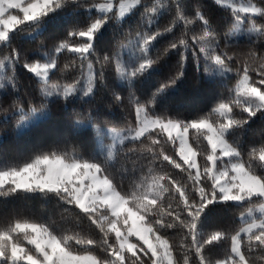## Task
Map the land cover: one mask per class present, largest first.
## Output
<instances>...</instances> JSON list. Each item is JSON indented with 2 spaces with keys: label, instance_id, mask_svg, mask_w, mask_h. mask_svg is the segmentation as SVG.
<instances>
[{
  "label": "snow or ice",
  "instance_id": "1",
  "mask_svg": "<svg viewBox=\"0 0 264 264\" xmlns=\"http://www.w3.org/2000/svg\"><path fill=\"white\" fill-rule=\"evenodd\" d=\"M213 3L0 0V264H264V0Z\"/></svg>",
  "mask_w": 264,
  "mask_h": 264
},
{
  "label": "trees",
  "instance_id": "2",
  "mask_svg": "<svg viewBox=\"0 0 264 264\" xmlns=\"http://www.w3.org/2000/svg\"><path fill=\"white\" fill-rule=\"evenodd\" d=\"M187 2L189 3V5H191L193 0H187ZM201 2L204 5H206L205 11L206 13L212 16L214 22L216 21L222 22V19L227 15V13L221 10L218 6L214 5L213 0H201ZM4 51L6 50H0V55H2ZM28 76H30V74L25 75L21 73L20 79L26 82L28 80ZM190 78H191V74H190ZM176 96L178 100L189 98L191 96V90L188 87H184L176 94ZM53 112L55 116L56 114L55 106L53 108ZM116 115L117 117L120 118V126H125L126 121L131 119V117L127 116V114L123 110H117ZM260 128L261 125L259 124V122H257L256 124L252 125V128L248 132L245 133V136L249 139L258 138L260 134ZM253 133L256 134L255 137L253 136ZM17 146H18V142L14 138L12 126L9 125L7 126V128H5L4 126L0 125V148L7 147L8 150L11 152L14 151L17 148ZM129 166H131L130 162H129ZM13 205H15L17 210L23 209L25 211L33 212L37 217L48 218L49 216H51L55 218L57 221L60 220L62 215H66V216L75 215L74 212L65 213L61 207L55 206L50 201L40 200L39 198H32L28 201L17 199L16 201L9 202L7 210L11 211ZM3 211L4 209H0V215H2ZM221 215H222V219L231 222L234 219V216L238 215V212L235 209H230V210H225ZM82 223L83 226L86 228L87 221H83Z\"/></svg>",
  "mask_w": 264,
  "mask_h": 264
}]
</instances>
